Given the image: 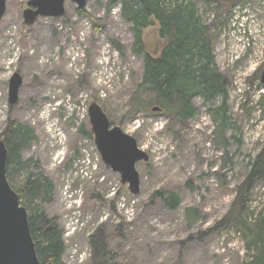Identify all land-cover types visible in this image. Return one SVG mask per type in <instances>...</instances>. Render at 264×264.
<instances>
[{
    "label": "rangeland",
    "instance_id": "1",
    "mask_svg": "<svg viewBox=\"0 0 264 264\" xmlns=\"http://www.w3.org/2000/svg\"><path fill=\"white\" fill-rule=\"evenodd\" d=\"M27 1L6 0L0 20V139L9 120L33 131L20 157L52 182L42 207L62 229L63 263L92 264L90 237L102 228L109 264H264L257 240L264 239V182L243 211V227L219 226L250 161L264 151V0H190L227 81L223 132L210 117L219 98H196L199 113L185 126L141 104L131 109L152 96L136 92L143 56L133 51L120 0L110 7L108 0H87L82 9L66 1L62 17L31 26L22 18ZM142 41L157 57L165 44L157 22ZM14 73L22 84L11 106ZM92 102L149 155L136 165V196L100 158L88 122ZM10 174L18 186L26 172ZM158 191L177 194L179 207L167 209L154 197Z\"/></svg>",
    "mask_w": 264,
    "mask_h": 264
},
{
    "label": "trees",
    "instance_id": "2",
    "mask_svg": "<svg viewBox=\"0 0 264 264\" xmlns=\"http://www.w3.org/2000/svg\"><path fill=\"white\" fill-rule=\"evenodd\" d=\"M117 2L108 0V5L110 7ZM120 3L122 17L131 25L133 51L143 56V78L136 92H146L152 96L146 102H132L131 109L136 111L141 104L145 111L150 109L153 112L152 108L157 107V112L169 121L185 126L199 113L193 103L196 98H201L205 103L219 98L220 104L210 112V117L223 132L229 126L225 104L227 81L215 65L209 28L201 21L195 3L190 0H120ZM154 21L159 26L160 38L165 41L157 57L144 51L142 41L143 30ZM86 136L91 138V133H86ZM1 138L8 152L7 180L27 211L38 260L41 264H64L62 229L55 218L46 215L42 207L51 200L52 182L34 166L29 170L30 162H22L20 157V153L29 148L34 140L33 131L9 120ZM20 171L26 172V175L17 186L13 184L10 172ZM261 182H264V151L250 161L243 181L236 187L235 199L219 226H244L243 211ZM154 195L170 211H175L180 205L175 193L158 191ZM101 229L90 237L92 264H109L110 253ZM257 240L264 247L261 235Z\"/></svg>",
    "mask_w": 264,
    "mask_h": 264
},
{
    "label": "water",
    "instance_id": "3",
    "mask_svg": "<svg viewBox=\"0 0 264 264\" xmlns=\"http://www.w3.org/2000/svg\"><path fill=\"white\" fill-rule=\"evenodd\" d=\"M70 1L82 9L87 0H29L22 11L23 23L31 26L38 18H60L65 13V2ZM6 12V0H0V20ZM264 86V71L260 76ZM21 77L14 73L9 80V104L18 100ZM157 112L158 108H152ZM88 122L93 142L102 162L117 173L122 185L131 195L140 192V175L136 165L148 162L149 155L139 149L137 141L112 125L102 108L92 102L88 108ZM7 148L0 139V264H41L30 234L26 209L20 204L18 194L11 188L6 176Z\"/></svg>",
    "mask_w": 264,
    "mask_h": 264
}]
</instances>
